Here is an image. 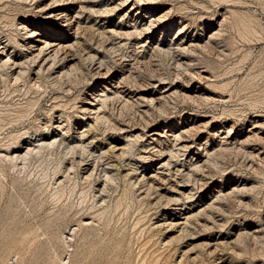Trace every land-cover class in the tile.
<instances>
[{
    "label": "rangeland",
    "instance_id": "1",
    "mask_svg": "<svg viewBox=\"0 0 264 264\" xmlns=\"http://www.w3.org/2000/svg\"><path fill=\"white\" fill-rule=\"evenodd\" d=\"M72 1L57 80L19 24L62 2L0 0V264H264V0Z\"/></svg>",
    "mask_w": 264,
    "mask_h": 264
},
{
    "label": "bare ground",
    "instance_id": "2",
    "mask_svg": "<svg viewBox=\"0 0 264 264\" xmlns=\"http://www.w3.org/2000/svg\"><path fill=\"white\" fill-rule=\"evenodd\" d=\"M19 1L20 2H23V3H26L28 0H19ZM30 1L31 2L34 1V2L37 3L36 6H35L36 8L40 6V3H39L40 0H30ZM51 1H53V2H59V5H56V6H60V7H61L60 3L62 2V5L64 6V9H61V10L60 9L52 10L50 12H44V14L48 18H52V19H50L51 20V23H54V24H56L58 26V31H63L64 28H65V31L70 32L71 33V36H66V35L61 36V34L60 35L57 34L56 35L57 38L56 39H52L51 38L52 34L48 32L49 31L48 28L45 29L44 32L40 33L37 30L31 29L27 25L25 26L22 23L19 24V25H20V29L22 31H24L23 32V35H25L24 38L27 39L26 42H24V46L26 47V49H24V50H27V54L24 57L27 59V61L29 63H35L38 60H39L38 62H43L40 65V69H37V72L36 73H39L41 71V69L43 71L48 70L50 75H54L53 76L54 79L60 80V78H63V76H66L67 77L68 74H69L68 69H71V62L70 61L73 58H69L68 60H66V59L68 58V56L69 57H73V56H71L68 53H69V51L74 50L73 48H75V46H76L77 32H78L79 28L81 27V25H80L81 24V21H80L79 13L78 12H75L76 11V8L74 7L75 2H73L72 0H51ZM67 5H69V7H67ZM40 35H41V37H39ZM7 46L8 45H6V44L5 45H2V42H0V72L1 71L2 72L6 71L8 74L10 72L11 74H13V76L15 75V77L17 78L19 75L20 76L22 75L21 74V71H22L21 70L22 62L19 61L17 58H14V56H13V50H10L9 52L6 51L7 50ZM87 57L91 59V58H93V55H88ZM57 63H59V64L56 65ZM66 65H67V67H66ZM17 68H18V70H17ZM105 88H99V89H96V90H92V92H90V96H91V99H92V101L89 102V105L90 106L85 107L86 110H89L90 113L94 114V116L91 117V118H93V120H94L95 123H97L101 118H103V115H104V114L103 115H100L99 113H97V112H99V108H98L99 105L100 106L104 105V103L110 97V95L105 91ZM59 127H57V128L59 129ZM23 135L24 136H27L26 133H24V132H23ZM52 140L53 141H50V140L49 141H41V144L42 145L40 143H38V145H39L38 147L39 148H43V147H46L47 148V146L54 145V143L56 141H54V139H52ZM17 144H18V142H17ZM75 145H78V144H75ZM75 145H73V146L75 147ZM35 146H37V145H35ZM12 149H13V147H12ZM29 150H30V147L28 146L27 149L25 150V152L23 154H20L18 152H15V154L12 157H10L11 159H9V160H11L13 162V160H15V159H17L19 157H23L22 159H24L29 154V152H30ZM75 152H77V151H75ZM117 156H119V155L117 154ZM164 164H165V162H164ZM154 176H155V174H154ZM142 178H144V176H142ZM153 178L154 177H152V176L149 175V177H146V180H148L147 182H150L151 183L154 180ZM141 180H144V179H141ZM144 183H145V181H144ZM148 186L150 187V184H148ZM185 194H187V193H185ZM164 200H166V199H164ZM166 205H168V204H166ZM187 217L188 216H185V217L184 216L183 217H178L177 216L176 217V215H174L172 218L170 217L168 220H166L165 223H167L171 227H177V226H180V225L183 224L182 226L184 227L185 223L187 222L186 219L188 220ZM179 218H183V219L180 220Z\"/></svg>",
    "mask_w": 264,
    "mask_h": 264
}]
</instances>
